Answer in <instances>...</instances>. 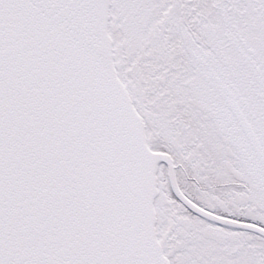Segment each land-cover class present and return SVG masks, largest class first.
Instances as JSON below:
<instances>
[{
  "label": "snow or ice",
  "instance_id": "obj_1",
  "mask_svg": "<svg viewBox=\"0 0 264 264\" xmlns=\"http://www.w3.org/2000/svg\"><path fill=\"white\" fill-rule=\"evenodd\" d=\"M0 264H264V0H0Z\"/></svg>",
  "mask_w": 264,
  "mask_h": 264
}]
</instances>
